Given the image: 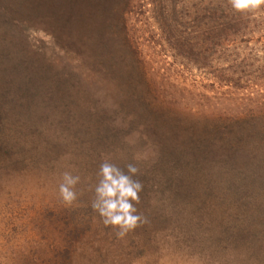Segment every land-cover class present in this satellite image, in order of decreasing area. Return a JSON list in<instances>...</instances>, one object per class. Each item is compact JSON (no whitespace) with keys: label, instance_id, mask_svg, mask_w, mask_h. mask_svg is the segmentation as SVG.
Returning <instances> with one entry per match:
<instances>
[{"label":"rangeland","instance_id":"374dc122","mask_svg":"<svg viewBox=\"0 0 264 264\" xmlns=\"http://www.w3.org/2000/svg\"><path fill=\"white\" fill-rule=\"evenodd\" d=\"M134 1L120 17L102 11L103 0H0V264H264V143L230 151L196 143L193 156H172L179 168L158 170L144 146L125 139L127 127H117L114 152L89 135L91 112L116 111L114 93L87 79L78 50L95 60L120 54L110 33L120 37L123 23L137 36L151 30L147 0ZM246 15L242 34L214 56L232 78L233 62L244 64V83L212 90L263 101L264 5ZM189 74L185 84L207 90L211 76ZM104 161L134 164L143 186L135 206L144 222L119 238L91 208ZM64 171L80 176L71 205L59 197Z\"/></svg>","mask_w":264,"mask_h":264},{"label":"trees","instance_id":"16d2710c","mask_svg":"<svg viewBox=\"0 0 264 264\" xmlns=\"http://www.w3.org/2000/svg\"><path fill=\"white\" fill-rule=\"evenodd\" d=\"M134 2L103 0L102 11L105 5L109 14L118 9V15L123 17L131 12ZM147 2L151 13L144 20L152 31L143 29L141 36H137L135 29H128L127 23H123L120 37L110 33V41L120 40L114 45L117 46L115 52L119 50L120 54L110 52L104 56L108 53L104 52L103 58L97 56L99 58L95 60L90 58L92 54L86 53L88 48L80 47L78 50V61L90 65L84 69L87 79L101 80L105 91L109 88L114 93L110 96L109 92L107 99L111 100L108 105L116 111L104 109L100 112L97 109L90 114L93 119L85 122L92 140L97 141L102 150L114 152L118 149L116 144H119L117 127H127L125 139L128 142L136 139L144 146L143 150L156 158L155 168L158 170L179 168L181 162L172 156H193L196 143L217 145L215 141H218L216 147L224 151L238 150L251 144L256 148L264 143V100L250 95L238 97L228 89L217 91L223 83L233 86L244 83V64L233 62L232 66H235L230 70L236 78H232L229 72L226 73L227 66H214L217 63L214 56L222 53L234 37L242 34L240 26L247 24V20H243L246 12H235L229 0ZM89 41L95 43L91 39ZM100 47L98 43L96 49L100 51ZM157 47L160 48L159 55L155 53ZM164 52L175 53L179 60L165 62V57L161 58ZM80 64L75 68L81 77L83 68ZM220 69L225 72L213 75ZM189 70L211 76L207 90L196 91L195 80L185 84L187 76L191 75ZM175 72L178 75H173ZM182 72L187 74L186 78Z\"/></svg>","mask_w":264,"mask_h":264},{"label":"clouds","instance_id":"9594fccd","mask_svg":"<svg viewBox=\"0 0 264 264\" xmlns=\"http://www.w3.org/2000/svg\"><path fill=\"white\" fill-rule=\"evenodd\" d=\"M229 3L235 12L245 13L260 8L264 5V0H229ZM125 169L108 161L102 162L91 203V208L99 215L103 225L116 229L118 238L144 222L142 216L137 214L135 206L139 202V193L143 187L139 180L133 179L138 168L129 163ZM79 182V175H74L71 171L62 173L58 192L64 204L71 205L76 201L75 187Z\"/></svg>","mask_w":264,"mask_h":264}]
</instances>
